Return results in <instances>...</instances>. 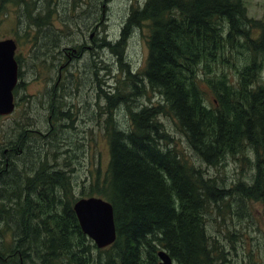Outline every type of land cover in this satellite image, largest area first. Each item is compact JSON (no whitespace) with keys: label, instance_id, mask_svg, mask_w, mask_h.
<instances>
[{"label":"trees","instance_id":"16d2710c","mask_svg":"<svg viewBox=\"0 0 264 264\" xmlns=\"http://www.w3.org/2000/svg\"><path fill=\"white\" fill-rule=\"evenodd\" d=\"M19 4L28 7L25 13L32 26H46L49 7L42 15L36 12V2L22 0ZM142 26L148 33L144 68L134 73L126 66L124 84L129 83L133 90L140 87L143 95L147 87L159 95L160 102L131 111L126 131L107 123V174L83 195L111 203L115 242L98 249L99 260H92L95 246L78 225L73 211L78 199L73 198L68 178L41 166L43 172L26 178L29 194L37 196L44 210L54 206V211L58 207L61 211L47 212L48 218L41 220L39 228H32V222L19 212L21 178L11 176L0 182L5 195L16 197L15 221L22 217L31 229L26 231L23 245L25 264L30 257L42 264H159L160 250L175 264L224 263L206 231L210 209L237 196L258 203L264 215V84L255 85L264 59V17L249 19L241 0H147L131 10L122 39L111 47L120 61L131 28ZM243 49L249 61L239 71L236 88L224 74L206 80L216 93L208 106L199 86L201 70L222 61L227 50L239 54ZM120 99L118 96L117 103L123 102ZM112 105L109 98L110 120ZM162 116L174 121L190 149L207 166H217L227 155L241 154L246 146L253 148L252 183H240L234 191L215 186L178 148L166 145L168 136L159 122ZM14 260L0 264H13L9 262Z\"/></svg>","mask_w":264,"mask_h":264},{"label":"rangeland","instance_id":"374dc122","mask_svg":"<svg viewBox=\"0 0 264 264\" xmlns=\"http://www.w3.org/2000/svg\"><path fill=\"white\" fill-rule=\"evenodd\" d=\"M146 1L27 0L36 2V12L42 15L50 8L46 26L37 28L27 18L28 7L19 4L22 0H4L3 4L0 0V40L16 41L21 68L20 86L14 93L16 109L10 117L0 118V154L8 145H22L23 155L14 154L11 159L15 162L12 176L24 180H21L23 193L25 178L33 176L26 174L42 166L49 173L65 174L74 199L87 196L91 185L97 179L102 182L107 174V123L126 131L131 124V111L160 102L159 95L149 88L145 87L143 95L137 84L135 90L129 83L124 84L126 66L134 73L144 68L148 50L146 27L131 28L121 61L111 48L117 39H122L131 10L142 7ZM241 1L249 19H263L264 0ZM236 51L227 50L222 61L201 70L199 76L203 81L198 79L199 86L208 106L216 99V93L206 80L214 81L224 74L237 87L239 71L249 56L244 49L239 54ZM260 65L255 85L264 84V59ZM58 79H61L59 88L55 86ZM118 96L123 102L117 103ZM109 98L114 104L111 120ZM159 122L168 136L166 145L178 148L215 186L234 191L240 183H252L253 148L246 146L241 154L227 155L217 166H207L193 153L171 118L162 116ZM27 130L41 134L28 132L24 138ZM40 210L39 221L48 218L47 212L55 214L54 206L44 210L41 204ZM60 211L58 207L56 212ZM210 212L206 215V231L225 259L219 264H264V215L258 203L235 196L218 208L213 206ZM16 239L6 235L4 248L13 251ZM95 248L92 260L97 262L98 248ZM15 259L9 263L18 264V258ZM26 264L42 263L30 257Z\"/></svg>","mask_w":264,"mask_h":264},{"label":"water","instance_id":"95a60500","mask_svg":"<svg viewBox=\"0 0 264 264\" xmlns=\"http://www.w3.org/2000/svg\"><path fill=\"white\" fill-rule=\"evenodd\" d=\"M15 50L14 39L0 40V116L9 115L14 110L13 90L17 84ZM73 211L82 233L98 249L108 248L115 242L116 228L111 203L99 197L80 198L74 203ZM157 256L159 264H175L164 250H160Z\"/></svg>","mask_w":264,"mask_h":264},{"label":"flooded vegetation","instance_id":"af4514ba","mask_svg":"<svg viewBox=\"0 0 264 264\" xmlns=\"http://www.w3.org/2000/svg\"><path fill=\"white\" fill-rule=\"evenodd\" d=\"M16 50H17V43H16ZM16 50L14 53V59H15L16 68H17V84L13 90V97H14L15 91L20 86L19 78L21 74L20 59L17 58L18 56H16ZM60 82H61V79H58L55 86L59 88ZM16 106L17 105L15 103V98H14L13 112L9 115L0 116V118L5 119L13 115L16 109ZM28 132L30 133L34 132V133L41 134L40 132H37L35 130H27L25 133H23L24 138L26 137ZM21 146L22 145L20 143H17L15 147L14 145H8L4 148V150L0 154V182L12 176V172L14 170L13 166L15 162L13 159H11V157L14 154H16V156L23 155V150ZM38 166H40V164ZM41 172H43L41 168H35L33 170V173L31 172L30 174L35 175L36 173H41ZM26 175H28V173ZM21 180L24 181L23 178H21ZM26 182H27L26 186L24 185L25 193H22V199L19 201L20 202L19 212H21L25 216V219L27 221L32 222L31 223L33 225L32 228L36 229V228H39V225L41 222L39 221V215L37 214H40V212H42L40 210V205L42 203H39L36 201L37 196L35 198H32L34 193L32 192L31 194H29L31 186L29 185L30 183H28V179H26ZM15 198L16 197L14 195H5V193L3 192V189L0 187V261L7 262L17 257L19 260V264H25L23 256H22V252L25 250L23 245H24L25 235L27 234L26 231H29L31 229L26 228L24 219L22 217L19 222L15 221V217L17 213L16 206L14 205L16 203V201H14ZM9 199H12V200H9ZM30 210H35V211L32 213ZM54 212H56V210ZM6 235H10L14 239L15 237L17 238L16 240L18 241V246L17 248L15 247L13 251H11V249L4 248V241H5L4 237Z\"/></svg>","mask_w":264,"mask_h":264}]
</instances>
